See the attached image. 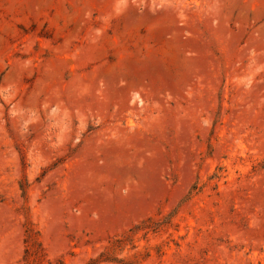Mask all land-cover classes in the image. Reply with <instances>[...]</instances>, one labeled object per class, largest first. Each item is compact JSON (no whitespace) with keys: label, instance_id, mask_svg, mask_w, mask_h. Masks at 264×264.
I'll list each match as a JSON object with an SVG mask.
<instances>
[{"label":"rangeland","instance_id":"374dc122","mask_svg":"<svg viewBox=\"0 0 264 264\" xmlns=\"http://www.w3.org/2000/svg\"><path fill=\"white\" fill-rule=\"evenodd\" d=\"M0 264H264V0H0Z\"/></svg>","mask_w":264,"mask_h":264}]
</instances>
